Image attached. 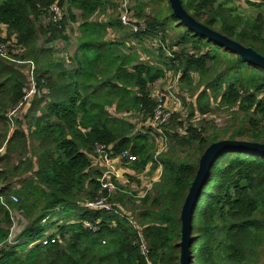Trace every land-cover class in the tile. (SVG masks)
<instances>
[{
    "label": "trees",
    "instance_id": "1",
    "mask_svg": "<svg viewBox=\"0 0 264 264\" xmlns=\"http://www.w3.org/2000/svg\"><path fill=\"white\" fill-rule=\"evenodd\" d=\"M55 1L0 0V25L6 28L0 41L15 37L24 49L20 58L34 63L39 91L25 114L12 119L11 129L8 113L24 98L27 80L14 64L0 60V197L5 204L0 202V264H179L180 211L201 154L224 139L264 144V70L189 31L168 0H146L147 6L144 0H132L138 3L136 17L147 26L144 33L130 32L118 16L93 19L109 9L114 12L117 0H66L62 19L46 22L45 9ZM233 1L181 3L195 21L264 56V15H244ZM262 1L248 4L264 7ZM146 7L150 13L144 12ZM69 23L78 24L76 48L66 59H54L55 43L70 42ZM171 29L178 34L166 56L165 33ZM110 33L116 38L108 39ZM39 37H44L45 47L37 46ZM155 38V62L141 61L129 46L135 42L152 57L143 42ZM167 72L178 75L195 99L186 119L180 113L171 116L162 131L166 147L154 158L152 132L136 129L124 115L146 122L156 104L151 88ZM212 103L232 112L231 122L219 132L204 126ZM195 113L204 116L197 122L200 128L190 123ZM95 144L110 146L113 158L129 151L137 157L128 167L134 172L150 162L152 169L160 166L159 181L139 199L121 186L108 199L121 209L80 206L106 194L99 192L100 172L90 169L88 156ZM187 150L191 152L179 155ZM13 176L22 178L18 188L11 186ZM11 209L30 226L22 235L24 243L6 249ZM56 209L66 221L49 219ZM73 213L75 220L69 219ZM51 226L56 232L49 238L57 237L55 243L37 244ZM190 242V264H264V156L227 151L214 158L193 209ZM32 243L36 245L26 250Z\"/></svg>",
    "mask_w": 264,
    "mask_h": 264
},
{
    "label": "built area",
    "instance_id": "2",
    "mask_svg": "<svg viewBox=\"0 0 264 264\" xmlns=\"http://www.w3.org/2000/svg\"><path fill=\"white\" fill-rule=\"evenodd\" d=\"M63 3L61 4V0H56L54 3L49 5L48 8L45 9L47 12V21L51 20L52 22H57L65 15L66 11V0H62ZM119 13H118V21L121 23V25L129 30L132 33H144L147 30V26L145 22L139 18L136 17L134 9L129 3V0H120L119 1V7H118ZM6 37V28L5 26L0 25V38L5 39ZM151 42H158V39L155 38ZM24 53V49L21 48L17 42L15 37H11L10 39L1 42L0 41V60L4 61L5 63H12L15 65L17 69H19L23 75L26 77L27 80V89L25 90V96L24 98L8 113V117L10 120V128L13 129V118L19 117L21 114L26 112V110L29 107L30 100L36 96L39 95V91H37L36 85H35V67L32 60L28 59H21L20 56ZM169 74V73H168ZM161 81V80H160ZM159 82V81H158ZM156 89L153 88L151 91V95L153 99L156 101L155 107L153 109V112L151 116L146 120L144 123L145 129H141V131L150 130L152 133L155 134H162L163 128L168 124V121L173 113H169L166 108L165 104V98H168V95H162L159 96L156 92ZM177 104V102H175ZM204 116L199 115L198 113H195L193 118L191 119V122L193 123L194 120H203ZM197 121V122H198ZM195 127V126H194ZM186 130V125L184 127L179 129V133L183 134ZM155 131V132H154ZM110 146L102 145V144H95L92 148V154H90L89 160L91 163V167H101L102 172L100 173V177L98 179L99 185H100V191L104 192L106 194L102 195L98 200L92 201V202H84L81 203L80 206L91 209V210H106L110 211L112 208L117 207L115 204L109 203L108 199L111 195H113L117 190L116 184L118 180L119 172L118 170L123 167H127L129 171L130 176H134L136 180L131 181V177H127L126 181L122 183V187L124 189H127L126 192L129 195L134 194V198L139 199L142 198L147 194L149 190H151L154 183H157L159 181L160 175H161V167L158 166L156 169H152L151 165L152 163H148L145 168L150 170V179L145 178V174L141 173L145 170H142L140 173H135L129 169V163L135 162L137 160V157L131 155L129 151H123L121 152L117 157L112 158L110 157ZM164 151V148L158 150L156 153L157 155ZM1 152V150H0ZM154 155V158L157 156ZM142 178L144 179L142 181ZM146 180V181H145ZM136 187L139 188V191L136 190ZM10 200L13 203L18 202V199L16 196L11 195ZM0 202L4 204V199L0 197ZM5 205V204H4ZM15 214V212H13ZM134 224V222H131ZM84 226L90 228L93 232L97 231V228L90 225L87 222H84ZM134 227L138 231V236L140 238V244H139V250L142 255L146 257L147 255V248L142 240V236L140 233V229L134 225ZM40 242L42 245H49L55 243V238H43ZM105 242L102 241V244Z\"/></svg>",
    "mask_w": 264,
    "mask_h": 264
},
{
    "label": "rangeland",
    "instance_id": "3",
    "mask_svg": "<svg viewBox=\"0 0 264 264\" xmlns=\"http://www.w3.org/2000/svg\"><path fill=\"white\" fill-rule=\"evenodd\" d=\"M144 2H145V5L147 6L146 0H144ZM248 2L260 4L263 1L262 0H234L233 5L236 8H238L244 15H249L252 17H255L257 14H263L264 15V7H257V8L252 7L248 4ZM116 3H117V9L115 8L116 12L114 11L111 13V9H109V10H107L106 15L97 14L93 17V19L103 21V20H106L107 17L118 16V13H119L118 0L116 1ZM129 3L133 9H134V5L135 6L138 5L137 2L134 4V2L132 0H130ZM134 12H135V9H134ZM144 12L150 13V9L148 7H146ZM75 13H76L77 18H79V12L76 11ZM46 22H47V20H46ZM77 25L78 24H71V23L68 24L67 29H66V34L69 37L70 42L67 43V45L65 43H61V41H58L55 43V49H56L57 53H55L54 59H57L56 57H61V56L66 59L67 56H70L73 53V51L76 48V42H74V40H75L74 34H75V30L77 28ZM177 34H178V31L175 32L172 29L166 31L165 42H164V46H163L165 51H166L165 52L166 56L169 55L167 49L171 46V43L176 39ZM120 37H123V36L120 35ZM112 38H116L114 33H112V34L110 33V36H108V39H112ZM37 46L38 47H45L44 37H39L38 42H37ZM129 46L132 47L133 49L137 50L141 61L150 62V63L156 61L157 55H158V53H156V52H157V49L159 47V44L157 42H151L148 40L143 42V47L153 54L152 57H150L146 52H143L142 49L138 48L137 43H135V42H130ZM47 47H50V45H48ZM193 77L195 80L197 79L196 75H194ZM178 78H179L178 75H174L171 72H167L165 74V77L163 78V80L155 83L152 86L151 91L153 90V88H155L156 89L155 92L161 97H162V95L167 94L168 98H165V104H166L167 111L169 113L171 112L173 114L174 113H180L182 119H186V117L189 114L190 107L194 103L195 96L194 97L190 96V92L187 91L188 88H183V86L180 85ZM262 96L264 97V94H262ZM40 97H41V95L37 98H40ZM175 102H177V104ZM215 106H216V104L212 103L213 111H212V113H209L204 118V121H205L204 126L209 130L214 129L217 132H219V131H222L231 122V120H232L231 113L232 112L228 111L226 109H216ZM109 111L114 114V111H112L110 109H109ZM124 117L127 121H130L131 123H133L135 125L136 129H138V130L145 129V128H143L144 127L143 125L145 122L141 123L142 122L141 119L137 118L136 115L128 114L126 116L124 115ZM197 121L198 120L193 119V123L191 122V120H190V123H192L193 126H198L200 128V124H197ZM162 131H164V129ZM151 136L154 138V142H155V145H154L155 154L154 155H157L156 153L158 152V150L166 147L165 142H164L165 140H164L163 134H158L155 132V134L152 133ZM186 152H191V150H187L183 153H179V155L184 156L186 154ZM90 154H92V152H90ZM192 156L196 157V154L192 153ZM90 169L93 171L94 170L99 171L100 173L102 172L101 167H97V166L91 167V163H90ZM156 170H158V169H156ZM149 172H150V170L145 168V170L141 173L145 174L144 176L146 179H150L151 177H150ZM127 173H129V171H128L127 167L125 166L120 170V173L117 174L118 175V180L116 181L117 182V184H116L117 190H115V191H118V189H120V187L122 186V183H124L122 181L126 180L127 177L134 178V176H130V175L128 176ZM135 173H137V172H134V174ZM21 179L22 178L20 176H13L11 186L13 188H18L19 187V181H21ZM143 180L144 179L142 178V181ZM136 190L139 191V188L136 187ZM115 205L120 208L119 204L115 203ZM60 211L61 210L56 209V211H54V212H57V213H53L52 215H50L49 219L52 222L58 221L59 224L62 222V219H64V221H66L67 220L66 217L64 215L59 214ZM13 212H15V214H13ZM9 213H10L11 219H12V227L10 229L8 241L4 245V248H6V249L11 248V247H16L17 245H21L22 243H24V237H22V235L30 226V222L25 220V218L23 217V215L20 212H17L15 210L11 209V210H9ZM62 214H64V212H62ZM65 214H66V212H65ZM69 219L75 220L76 214L73 213L72 215H70ZM45 224L49 225L50 221L46 220ZM55 232H56L55 226L47 227L44 231V236L46 238H49V236L54 235ZM54 238L56 240L58 239L57 237H54ZM41 241L42 240H39L37 242V244H41L40 243ZM34 245H36V243H32V244L28 245L26 247V250L30 249ZM42 246H46V245H42ZM260 257L262 260H264V249L262 250Z\"/></svg>",
    "mask_w": 264,
    "mask_h": 264
},
{
    "label": "water",
    "instance_id": "4",
    "mask_svg": "<svg viewBox=\"0 0 264 264\" xmlns=\"http://www.w3.org/2000/svg\"><path fill=\"white\" fill-rule=\"evenodd\" d=\"M174 16L189 31L200 35L217 45L235 53L240 59L264 70V56L257 53L251 47H245L238 42L204 26L195 21L184 9L181 0H168ZM227 151H242L264 156V144L258 142L224 139L211 143L206 147L198 161L196 174L188 189L180 211V254L179 264H190V236H191V217L195 203L202 191L209 170L216 156Z\"/></svg>",
    "mask_w": 264,
    "mask_h": 264
},
{
    "label": "crops",
    "instance_id": "5",
    "mask_svg": "<svg viewBox=\"0 0 264 264\" xmlns=\"http://www.w3.org/2000/svg\"><path fill=\"white\" fill-rule=\"evenodd\" d=\"M70 41V40H69ZM74 42H76V39L74 40ZM76 45H77V43H76ZM25 114V112L23 113V114H21L19 117H21V116H23ZM122 168H120L119 170H118V172L120 173V170H121ZM128 174V173H127ZM128 176H129V174H128ZM126 180H124V181H122V182H125Z\"/></svg>",
    "mask_w": 264,
    "mask_h": 264
},
{
    "label": "bare ground",
    "instance_id": "6",
    "mask_svg": "<svg viewBox=\"0 0 264 264\" xmlns=\"http://www.w3.org/2000/svg\"><path fill=\"white\" fill-rule=\"evenodd\" d=\"M110 157H111V154H110ZM113 158V157H112ZM130 164V163H129Z\"/></svg>",
    "mask_w": 264,
    "mask_h": 264
},
{
    "label": "clouds",
    "instance_id": "7",
    "mask_svg": "<svg viewBox=\"0 0 264 264\" xmlns=\"http://www.w3.org/2000/svg\"><path fill=\"white\" fill-rule=\"evenodd\" d=\"M62 57V56H61Z\"/></svg>",
    "mask_w": 264,
    "mask_h": 264
}]
</instances>
